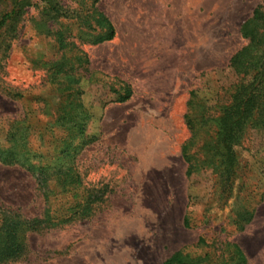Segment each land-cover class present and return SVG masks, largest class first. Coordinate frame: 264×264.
<instances>
[{"label": "rangeland", "instance_id": "obj_1", "mask_svg": "<svg viewBox=\"0 0 264 264\" xmlns=\"http://www.w3.org/2000/svg\"><path fill=\"white\" fill-rule=\"evenodd\" d=\"M32 1L6 57L0 51V144L9 123L26 113L31 126L44 127V103H55L42 62L56 58V48L39 31L40 4ZM263 2L96 4L115 36L81 46L87 63L78 82L89 114L86 136L94 141L77 165L85 187L102 190L103 203L86 220L30 234L24 258L12 264H163L178 250L195 251L200 238L234 242L248 264H264V129L249 123L233 162L217 158L190 178L180 154L189 138L183 116L191 92L211 109L209 133L216 137L220 109L237 82L229 61L247 43L240 26ZM126 87L131 95L119 102ZM12 93L24 97L14 100ZM3 208L27 217L43 209L34 178L17 166L0 165Z\"/></svg>", "mask_w": 264, "mask_h": 264}, {"label": "trees", "instance_id": "obj_2", "mask_svg": "<svg viewBox=\"0 0 264 264\" xmlns=\"http://www.w3.org/2000/svg\"><path fill=\"white\" fill-rule=\"evenodd\" d=\"M37 1L38 29L52 37L56 48V58L42 62L55 103L50 108L44 103L42 113L49 120L42 128L31 126L28 113L9 123L5 142L0 144V165L17 166L34 178L43 209L36 217L0 209V264L23 259L30 234L90 218L104 198L102 190L85 187L77 165V157L94 141L86 136L89 114L81 103L78 70H84L87 63L81 46L111 41L115 36L114 26L97 9L100 0H77L72 7L62 5L59 0ZM35 4L32 0H0L2 57H6L11 41L17 37V27L26 9ZM239 33L247 43L229 61L237 82L229 102L220 109L215 138L209 133L211 109L192 92L186 103L183 120L189 138L181 145L180 154L187 166V178L213 167L217 158L223 163L233 162V149L249 123L264 129V2L241 24ZM123 93L119 102L131 95L128 87ZM23 97L21 93L11 94L14 100ZM195 146L203 158L192 152ZM252 215L248 211L247 223ZM195 249L201 252L181 249L163 264H248L243 250L234 242L200 238Z\"/></svg>", "mask_w": 264, "mask_h": 264}]
</instances>
